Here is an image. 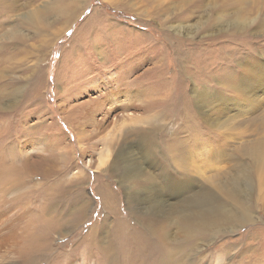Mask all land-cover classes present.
Masks as SVG:
<instances>
[{"label":"rangeland","instance_id":"374dc122","mask_svg":"<svg viewBox=\"0 0 264 264\" xmlns=\"http://www.w3.org/2000/svg\"><path fill=\"white\" fill-rule=\"evenodd\" d=\"M156 1L6 0L9 8L0 9V57L7 56V63L10 56L7 66L0 59V75H4L0 80V150L8 165L9 160L14 163L23 157L16 163L25 172L23 181L14 182L7 200L0 202V207L7 209L0 218V254L9 250L8 261L18 260L14 240L18 242L23 235L31 238L34 246L45 242L44 250L34 253L33 264H129L125 263L129 254L135 264H151L154 260L158 249L152 239L156 236L144 220L129 214L116 176L105 166L97 171L99 154L108 146V159H112L124 130H129L133 151L137 159L143 158L136 129L144 132L145 127L135 118L152 116L158 109L146 106L150 100L144 90L149 86L147 78L152 77L153 84L160 78L154 87L159 90L165 80L172 84L184 78L185 96L190 98L191 85L198 76L229 64L234 71L239 69L233 52L254 62L261 60L264 65L263 1L258 2L261 7H254L255 0H239L234 9L230 5L236 0H218L219 8L209 11L203 2L188 7L191 3L174 0L176 6L166 13L152 12ZM249 7L252 21L242 29L231 26L227 20L245 19V8ZM220 9L223 19L212 24L208 21L207 27L196 33L174 27L208 15L212 21ZM68 16L73 17L67 20ZM3 31L5 34H1ZM209 38H214V43H208L213 41ZM186 69L189 72L183 74ZM207 81L216 87L212 77ZM138 91L146 94L140 98L130 95ZM94 99H103V103H89ZM255 108L244 119L235 116L228 122L219 119V124L214 120L211 125L194 112L192 102L167 103L169 116L158 125L155 137L160 149L151 155L158 166L154 175L163 169L173 181L174 177L181 179L179 170L170 164L172 151L178 149L179 157H190L192 168L188 166V172L202 183L211 184L232 164L228 155L226 161L213 159V153L220 151L226 139L233 136L235 143L227 145L226 151L230 154L233 149L239 157L245 141L261 140L264 147V101ZM72 124L79 129L81 147L77 146ZM225 130L222 140L215 136ZM144 151L148 150L142 148ZM140 163L149 169L148 164ZM255 170L258 203L254 210L258 220L232 231L204 235L205 241L197 239L186 248L191 264H264V208L260 207L264 204V174L260 175L259 163ZM156 178L160 186L168 188L166 179ZM105 184L114 197L105 192ZM89 198L90 204L81 211L82 200ZM5 217L7 220L2 222ZM140 237L148 242L144 247L138 241ZM201 256L204 258L200 260Z\"/></svg>","mask_w":264,"mask_h":264},{"label":"bare ground","instance_id":"6f19581e","mask_svg":"<svg viewBox=\"0 0 264 264\" xmlns=\"http://www.w3.org/2000/svg\"><path fill=\"white\" fill-rule=\"evenodd\" d=\"M5 1L6 0H0V9L9 8L8 3ZM173 1L174 0H157L155 5L153 6L152 12L166 13V11H170L172 5L176 6L177 4L176 2ZM176 1L179 2L180 0H176ZM217 1L218 0H214V1L183 0V2L187 4L191 3L188 7L194 6L192 5V3L194 2L199 5L201 4V2H203L205 4L202 6L208 5L207 8L209 9V11L219 8L217 6H219L220 4ZM238 1L239 0H236L235 3L233 5L231 4L230 6L236 9L235 4ZM259 1H263V4H261V6L264 5V0H255V3L252 1L254 3V7H261L260 3H258ZM163 3L165 4L162 7ZM251 10L252 8L250 7L248 9L245 8L246 18L242 19L241 21L238 20V18H234V17L228 19L227 21H231L230 22L231 26H236V28L242 29L245 23L252 21V19H250L251 17L249 18L251 14L250 12ZM221 11L222 9L219 10V13H215L216 19L212 21L210 19V16L207 14L208 16L200 17L195 22L186 21V23L185 22L178 23L174 25V27L178 29H183V31H185L188 34H193L194 32L196 33L200 28L205 29L207 27L206 24L208 21H210L211 24L215 20L220 22V20L223 19ZM72 17L73 16H71L70 18V16H68L66 17V19L71 20ZM164 19H167V16ZM163 31L165 30L163 29ZM1 34H5V31H3V33ZM164 39L166 38L164 37ZM209 39H213V41L208 43H214V38H209ZM261 51L263 52V50ZM239 54L237 52L232 53V58L235 60L236 64L239 67L237 71H234V68L230 67L229 64L216 69L215 68L211 69L210 72H206L203 76L201 75L202 77L199 78L198 76V78H195L194 82L191 85L190 98L185 96L186 85L184 78H180L176 80L175 83L172 84H169L167 80L161 83L159 82L161 84L160 90L159 88H154L157 86L155 85V83L158 80H160V78L156 74H155L156 77H158L159 79L155 80L156 82H154V84L150 79L152 77L146 79L147 83H149V86L146 87L144 90H146V93L148 92V95L150 96V100L148 101V105L146 106L151 107L153 109L154 106H157L158 109L153 112L152 116L147 115L144 118L143 117L135 118V122L138 123L139 125L144 124L145 127V128L143 127L144 132H141L142 130L140 128L136 129L137 134L139 136V140L137 139L138 140L137 145L144 148L145 150H148L142 152V148L140 149L138 148L143 158L145 159L144 162L149 165L148 170L145 165L141 166L140 161L144 163L143 158L137 159L136 157L137 154L133 151V143L130 138L131 133L129 130H124L123 135L121 137L122 142L120 143L119 147L116 145L118 149L114 151L112 159H108L109 158L108 146H106L107 147L106 151L101 152L99 154V158L97 160L98 164L96 166L97 171L99 170L98 167L105 166L104 168L107 171H109L114 177L116 176L115 179L117 180V185L119 186L120 192L123 193V199L128 208L129 214L132 216V218L135 219L141 218L142 220H144V222L148 225L149 229L151 230V234L156 236L153 237L152 243L158 250L157 252L155 250L154 260L151 262V264H191L187 259L188 251L186 250V248L193 245L197 239L199 240L202 239L205 241L206 238H204V235L205 236L207 235L209 237L211 234L214 236L215 234L217 235V233H221L224 231L226 232L227 230L232 231L234 227L237 226L242 227V225L245 223L249 224L254 222L255 220H258V216L255 214V210H254V206H257L258 203L255 196L254 180H255V171H256L255 166L257 163H259L261 167V172L259 171L260 175L264 174V147L260 145L262 143L261 140L259 142L245 141L244 146H242L240 150L241 152L240 157L233 149H231L232 151L230 152V154L228 153L229 152L228 150L226 151V148L228 149L227 145L232 144L231 143L232 141H234L235 143V139L234 140L232 139L233 136L231 137L232 140L226 139L224 142H222L223 146L220 147V151L219 152L216 151L215 154L213 153V159L218 162L226 161L228 159L227 157L228 155L230 159L229 161H232V164H230V167L228 169L226 168L227 170H223L222 173H220L219 175L217 174L218 176L214 178L211 184L202 183V181L198 180L199 179L197 178L198 176L195 177L192 175V173L190 174L188 172L187 168L189 166V163L191 162L190 160H188V158L190 157L189 155L185 156V154H181V156L179 157L178 149L174 150L175 152L172 151L171 155L173 156V158L171 159L170 164L175 165L176 168L179 170V175L181 176V179L179 178L177 179L176 177H174L175 181H173V179L170 178L163 169L159 171V173H157L155 176L154 174L157 172L158 166L155 165L156 163L152 162L151 160L152 153L156 152V149H160L159 145L156 144V140H155V137L159 132L158 125H163L164 122L166 121L168 115V112H166V110L168 109L171 111L176 110L170 108L173 106L172 104H171L172 106L169 104L170 107L168 106V109H166L167 103L192 102L194 108L196 109V111L194 112L199 117H201V119H203L205 124L210 123L211 125L214 123V120H216L217 124H219L220 123L219 119H223V122H228V120L233 119L235 116H237L238 119H244L248 114L250 115V113L253 110L255 109L257 110V108H255V104L257 105V107L258 106L260 107L261 102L264 101V95H263L264 65L262 64L261 60L258 61L256 60V62H254L255 60L251 61L250 59L244 57L243 54L242 55ZM6 57L1 56L0 59L2 60V64L7 66L10 56L8 58L7 63H5L7 61ZM203 68L204 67H202V69ZM182 72L184 74L186 72L188 73L189 71L186 69L184 71L182 70ZM210 77L213 78L216 87L206 84L208 82L207 80ZM2 79H4V75H0V80ZM219 86L223 88H220ZM2 90L3 89L1 87L0 97L3 96ZM226 91H231V93L233 94L229 96L230 94L227 95L228 93H226ZM146 93L145 91L143 92L138 91L135 94L131 93L130 95L135 96L136 98L137 97L140 98ZM89 103H103V99H94L92 101H89ZM183 108L185 113L184 105ZM198 122L196 121L197 125H199ZM261 123H263V119L260 122V124ZM72 126L76 130L77 146L81 147L82 144L80 143V141H82V137L79 135L78 132L79 129L74 124H72ZM207 131L209 132L208 129ZM225 132L226 130L223 133H215V136L218 137L219 135L220 140H222L224 138ZM243 134L244 133H242V135ZM151 139H153L154 142ZM1 149H3V147ZM234 154H236V157L234 156ZM202 155L206 156V153H202ZM200 157L201 156H199V158ZM191 159L193 158L191 157ZM17 160L13 163V160L11 159V161L9 160L11 164L9 165L6 164V162L8 163L7 157L5 153L0 150V202L2 203L7 200V193L11 192L13 183L14 182L18 183L23 181L22 179L23 176L25 175L23 173L25 172L24 169L20 166L21 164L18 165L16 163ZM120 160L122 163H120ZM128 165L131 166L126 167ZM195 166H197V164ZM34 171H36V169ZM39 173H42V171L40 170ZM160 176H162L164 179H166V181L169 182V186L167 189L165 186H160L155 181L157 180L156 177L159 178ZM256 185H258L257 182ZM105 186L107 190L110 191L109 192L106 190L105 192L111 194V190L107 187V184H105ZM111 196L114 197L115 195L111 194ZM107 198L109 199V196H106L104 198L105 204L108 201ZM208 200L210 201V203L207 205L205 204V201ZM89 201L90 198L89 200H85V199L82 200L81 211H84L86 209V206L90 204ZM147 204H151V206H148ZM162 205L164 206V208ZM260 205H261L260 207L264 208V204L261 203ZM6 212L7 209L5 207L4 208L0 207V218H2V215H4ZM6 220L7 217H5L4 220H2V222ZM23 236L24 237L22 238H18L20 239L18 240V242L14 240V244L16 245L15 251L17 253L18 260H16V262L14 261V263H12L10 260L8 261L9 257L7 255L9 253V250L7 251L5 250L4 253L1 252L0 254V264H33L34 263L33 262V259L35 258L34 253H39L42 250H44L43 248L45 246V242L40 243L39 246H34L29 241L31 240V238L27 239V236L25 235ZM0 237H1V233H0ZM140 239L141 240L138 241L141 244V246L144 247L145 245L148 244V242H146V240L144 241L143 238L140 237ZM191 242L193 243L190 244ZM206 242H208V240ZM134 252L135 251H133V254ZM156 255L158 256L157 260L155 258ZM144 256L145 255H143V257ZM203 256L200 257V260L204 258ZM132 257L133 256L130 257L129 254L127 259L128 262L126 261L125 263L135 264V262L132 260ZM193 262L195 261L193 260Z\"/></svg>","mask_w":264,"mask_h":264}]
</instances>
